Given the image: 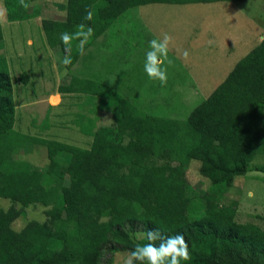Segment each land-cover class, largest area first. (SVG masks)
I'll return each mask as SVG.
<instances>
[{"label": "trees", "instance_id": "1", "mask_svg": "<svg viewBox=\"0 0 264 264\" xmlns=\"http://www.w3.org/2000/svg\"><path fill=\"white\" fill-rule=\"evenodd\" d=\"M0 1L10 22L33 17L20 0ZM98 1L67 0L65 21L43 20L48 46L65 44L61 34H75L81 24L90 28L86 13H93ZM220 1L247 0L132 3ZM79 44L76 38L65 44L76 47L69 66L81 55ZM21 79L27 82L24 75ZM73 89L100 98L114 125L90 132L88 149L39 140L48 160L43 172L16 158L34 139L14 131L12 84L0 55V198L12 204L0 210V264H113L147 243L145 234L153 228L165 237L184 235L189 259L181 264H264V231L235 221L237 201L221 202L255 156L264 154V38L185 120L143 113L102 82L72 76L59 86L61 92ZM192 160L200 161L199 172L209 182L201 195L185 178ZM65 176L67 186L62 185ZM16 205L47 207V219L15 231L12 224L23 213Z\"/></svg>", "mask_w": 264, "mask_h": 264}, {"label": "rangeland", "instance_id": "2", "mask_svg": "<svg viewBox=\"0 0 264 264\" xmlns=\"http://www.w3.org/2000/svg\"><path fill=\"white\" fill-rule=\"evenodd\" d=\"M66 2L67 0H30L25 2L29 6L22 8L33 17L10 22L7 20L4 5L0 1L2 36L0 55L6 59L12 84L15 110L14 131L34 139L33 143L28 144V150L18 154L16 158L26 160L34 168L43 172L47 169L48 160L46 148L38 142L39 140L55 141L80 149H88L92 141L90 132H94L99 127L114 125L111 111L104 108L100 98L81 90L70 93L61 92L60 85L64 87L68 85L72 76L81 80L84 78L102 82L143 113L185 120L190 112L205 99L204 95L191 94L178 82L186 76V70L192 75L197 62L191 61V54L194 47L196 49L201 47L202 33L209 30L205 31L203 20L200 19L202 23L198 28L194 27V32L186 29L180 35L181 42L179 39H173L174 42L178 41L177 44L181 43V52L170 48L169 58L173 63L170 66L166 65V84L149 79L143 70L144 54L149 43L145 37L148 38L151 35L150 25L161 30L160 34L163 32L160 28H166V33L167 30L168 33H173V31L189 27L191 20L187 14L190 13L193 17L204 14L206 17L209 16L211 22L221 25L220 14L227 12L198 7L190 9L189 11H192L190 13L180 10L178 18L174 19L170 15H162L165 14L162 12H165L168 6L159 5L158 7L154 4L143 7L133 5V0H99L92 6L93 17L90 28L92 29L91 40L92 38L93 40L90 45H87L83 54L69 66L63 61L66 57L72 59L75 54L73 49L76 47H70L71 44L48 46L42 29L43 20L65 21ZM236 4H239L243 10L234 9L227 13H230L233 20H243L246 16L249 21L243 32L250 40H261L264 37V0H247ZM218 24L209 28L212 33L215 32L222 47H225V35L221 29L219 30ZM146 29H149L150 33L146 32ZM198 34H200V41ZM204 48L198 50H207ZM184 51L189 54L187 60L182 56ZM221 51L218 52L217 60L210 65L211 70L224 64V59L221 63L218 60L222 56ZM23 75L27 82L22 81ZM53 93H58L55 94L57 97L55 101L52 97H48ZM59 161L64 166L68 164V159L65 157H59ZM199 168L200 161H190L185 178L189 186L201 195L207 191L209 182L200 174ZM68 184V177L65 176L62 185ZM231 201L238 202L236 222L253 224L264 231V154L255 156L246 174L237 177L221 199L222 204L226 205ZM11 206L8 200L0 198V210L6 211ZM15 208L23 212L12 224L15 231H20L28 222H43L47 219V207L32 205L22 208L16 205ZM126 258L127 256L122 254L113 264H124Z\"/></svg>", "mask_w": 264, "mask_h": 264}, {"label": "crops", "instance_id": "3", "mask_svg": "<svg viewBox=\"0 0 264 264\" xmlns=\"http://www.w3.org/2000/svg\"><path fill=\"white\" fill-rule=\"evenodd\" d=\"M236 3H241V2L220 1V2H214V3H197V4H185V5H171V4H155V5H157L158 7L159 5H163L166 7L168 6L167 7L168 9L165 12H162L165 14H162V15H165V16L170 15L174 17L175 19V17L178 18V16L180 15V10L190 13L192 12V11H189L190 9H193V8L195 9L198 7L210 8L212 10H216L217 12L219 10L221 11L226 10L227 12L228 11L231 12L234 9L243 10V8L239 4H236ZM149 5H154V4L140 5V6L146 7ZM142 11H143V8H142ZM167 12H169V14H166ZM227 12L225 14L223 12L220 14V17H222L221 25H219L216 22H211V19L209 18V16L206 17V15L204 14H197L195 17H193L191 16V13H190V14H187L188 15L187 17L191 20V22L189 23L190 24L189 27L181 28L179 31H173V33L172 32L168 33V30H167V34L171 35L173 39L174 38L179 39V41H180V35H182V33L185 32L186 29H188L189 31L193 30L194 32V27L197 26L198 28L201 25L202 21L200 22V19L203 20V27L205 31L209 30V31L202 33L203 43L201 47L198 48V49H201L202 47H205L204 49H207V50H198L194 47V50L192 52L193 54H191L192 56L191 61L194 60V63L197 62V65L194 66L192 75H190L191 72L188 74V71L186 70V73H185L186 76H184L185 78L183 77L178 82V84H181L182 88L188 89L191 94L198 95V96L204 95V99H207L213 93V91L226 79V77L231 72V70L234 68L236 63L239 60H241L245 55H247L254 47L259 45L260 42L264 38L263 37L261 40H250V38L246 35V33L243 32L244 29L247 27L246 24H248L249 19H247V17L245 16L243 20L241 19L242 21L240 19L233 20V18H231L230 13H227ZM215 24H218V26L220 27L219 30L221 29L225 35L224 36V39H226L225 47H222L221 43H219L220 40L217 38L215 32L212 33L211 29L209 28V26H212V25L215 26ZM150 29H151V35L148 38L144 36L145 39H147L148 41L155 38L156 35H158L156 36V38H159L162 33H166V28L164 29L160 28L163 30V32H161L160 34L159 31L161 30H159L154 25H150ZM233 30H234V33H233ZM147 31L149 32V29L148 30L146 29V32ZM238 31H241V32L238 33ZM207 34H208V37L206 38ZM210 35L212 36L209 37ZM197 36H199L198 37V40H199L200 34H198ZM237 37L241 39L239 38L236 39ZM177 42H174L172 40V44L170 45V48H172L173 50L177 49V52H181V43L177 44ZM213 42H214V45H213ZM220 50H222L220 54L222 56L218 60H219V63H221L222 60L224 59V64H220V67H216V69L211 70L210 65H212L217 60L218 52ZM77 63H79V61H77ZM87 78H89V76H87ZM72 91H80V90L73 89L71 91H65V92L70 93ZM55 94H58V93H55ZM55 94L54 93L49 94L48 97H52V99L54 100L55 98H57Z\"/></svg>", "mask_w": 264, "mask_h": 264}, {"label": "clouds", "instance_id": "4", "mask_svg": "<svg viewBox=\"0 0 264 264\" xmlns=\"http://www.w3.org/2000/svg\"><path fill=\"white\" fill-rule=\"evenodd\" d=\"M22 7H28L25 0H20ZM93 13L87 11L85 19L91 20ZM92 35V29L81 24L75 34L62 33L61 40L68 44L73 38L80 39L81 54L83 44ZM172 36L162 33L159 38H153L148 43V49L144 54L143 70L149 79L159 80L162 84L167 83V66L173 62L169 58ZM182 56L188 59V52L184 51ZM65 64H70V58H65ZM252 195V193H249ZM147 243L137 245L127 256L124 264H181V261L189 259V245L183 234L165 237L158 228L149 229L146 232ZM159 241L157 244L156 242Z\"/></svg>", "mask_w": 264, "mask_h": 264}]
</instances>
